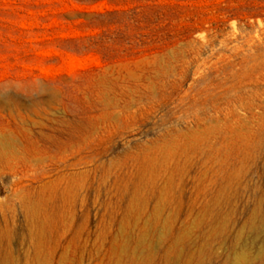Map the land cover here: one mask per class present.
Instances as JSON below:
<instances>
[{"label":"rangeland","instance_id":"374dc122","mask_svg":"<svg viewBox=\"0 0 264 264\" xmlns=\"http://www.w3.org/2000/svg\"><path fill=\"white\" fill-rule=\"evenodd\" d=\"M0 264H264V0H0Z\"/></svg>","mask_w":264,"mask_h":264}]
</instances>
